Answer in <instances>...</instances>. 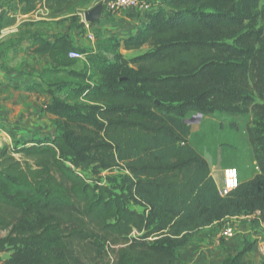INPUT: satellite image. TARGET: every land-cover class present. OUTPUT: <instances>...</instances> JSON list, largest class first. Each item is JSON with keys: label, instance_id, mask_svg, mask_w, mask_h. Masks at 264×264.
I'll return each mask as SVG.
<instances>
[{"label": "trees", "instance_id": "16d2710c", "mask_svg": "<svg viewBox=\"0 0 264 264\" xmlns=\"http://www.w3.org/2000/svg\"><path fill=\"white\" fill-rule=\"evenodd\" d=\"M93 1L5 3L16 2L21 15L46 9L50 19L75 21ZM259 1L163 0L141 14L122 42L97 36L94 51L65 33L28 32L33 61L46 63L38 69L44 82L14 87L51 97L42 110L55 134L20 141L5 128L14 143L0 150V231H7L0 253L13 252L0 264H76V245L97 238L111 246L113 264H175L177 250L215 222L256 212L264 220L258 148L253 145L262 172L222 196L208 161L189 142L186 122L191 111L234 114L240 106L264 116V106L246 94L253 86L264 95V33L248 64H231V81L212 75L217 63L249 52L220 41L245 26ZM4 16L0 30L17 20ZM122 43L127 50L154 49L127 61ZM73 50L86 58L80 69L69 55ZM120 166L129 172L127 192L90 183L79 171ZM130 201L144 211L130 208ZM254 245L245 240L221 264H247Z\"/></svg>", "mask_w": 264, "mask_h": 264}, {"label": "rangeland", "instance_id": "374dc122", "mask_svg": "<svg viewBox=\"0 0 264 264\" xmlns=\"http://www.w3.org/2000/svg\"><path fill=\"white\" fill-rule=\"evenodd\" d=\"M3 1L0 0L2 15H5V18L17 16V20L14 25L0 30V96H4V101L8 103L10 98L11 101L14 99V96H11L12 93L19 95L18 99L10 102L12 103L10 109L13 111L15 110L14 107L25 105L26 108L21 109V111L26 118H30V115L38 112L43 102L49 101L51 98L48 94L27 93L14 87L15 85L24 86L36 81L44 82L39 76L38 69L46 63H44L45 61L36 63L33 61L28 33L30 30L38 31L46 37L65 33L72 38L75 45L83 47L87 51H94L97 36H113L116 40L121 41L127 34L134 32L138 24L140 25L139 17L144 13L120 11L108 14L104 11L102 18L99 19L96 25L91 26L89 24L86 26L84 12L96 6L102 0H94L90 3L86 9L81 10L78 19L75 21L70 18L50 19L46 16V9H39L36 13L30 15H21L18 5H15L14 2L6 4ZM154 1L157 2V5L163 2V0ZM238 14L242 15L240 12ZM126 17L135 21L130 25H125ZM80 24L84 25L81 27ZM263 26L264 0H260L258 5L254 7L253 17L246 22L245 26L220 41L222 45L231 46L237 50L242 48L245 52L246 49H249V52H246L245 57L241 60L228 59L217 63L212 68V75L231 81L233 78L231 64L249 63L257 48L260 47L258 40L259 33H264ZM153 49V46L145 45L140 49L127 50L122 43L119 52L127 61H130L133 57ZM85 61L86 58L77 59L76 68H82ZM129 67L133 68L130 64ZM246 94L251 96L255 103L264 106V95L255 91L253 86ZM36 114L38 115V113ZM14 117L18 118L17 115H14ZM39 121L42 124L33 126L34 130L32 131L26 133L22 129L17 131V138L20 141H28V139L39 133L45 134V136L37 137L38 139L52 137L55 134V124L52 119L49 116L42 115ZM186 122L191 126L190 144L206 158L218 185H222L226 170L232 166L237 167L239 170L241 180L250 179L262 172L257 163L253 145L258 148L264 158V116L258 115L254 109L243 111L240 106V109L234 114L216 111L211 115L191 111L186 116ZM13 143L12 141L10 145ZM79 171L90 183L105 184L116 192L128 191L129 172L124 166L101 171L100 173H95L92 169H79ZM129 207L140 212L144 211V208L134 203V201L129 202ZM257 220H259L258 216L254 217V221ZM229 223L232 226L236 224L234 220ZM6 234L7 231L1 230L0 238L6 236ZM12 252L13 249L8 248L0 253V258L5 260L10 257ZM75 256L78 258L76 264H113L114 262V251L111 246L106 245L100 238L77 244Z\"/></svg>", "mask_w": 264, "mask_h": 264}, {"label": "crops", "instance_id": "0c3cea01", "mask_svg": "<svg viewBox=\"0 0 264 264\" xmlns=\"http://www.w3.org/2000/svg\"><path fill=\"white\" fill-rule=\"evenodd\" d=\"M3 2L5 3V0ZM14 4L17 5L16 2ZM142 18L143 16L139 17V19ZM125 20V25H130L135 21L129 17H126ZM12 95L14 96L12 101L19 98V95L15 93H12ZM4 99V96H0V123L3 125L0 126V150L5 144H10L13 141L5 131L6 127L13 128L15 133L21 129L26 133L34 130L33 126L42 124L39 121L42 115L47 116L41 106L40 110L36 112L38 115L33 113L30 118H26L21 111V109L26 108L25 105L16 106L14 107L15 110L11 111V98L8 103ZM14 115H17L18 118H15ZM257 216L259 220L254 221V217ZM260 219L259 213L256 212L253 215L228 218L203 228L188 245L177 250L175 264H221L228 254H235L240 250L245 240L255 243L253 249L245 256L247 264H264V253L259 247L260 241L264 240V223ZM233 220L236 222L234 226L235 235L232 238H227L224 235V228Z\"/></svg>", "mask_w": 264, "mask_h": 264}, {"label": "built area", "instance_id": "2783aa9c", "mask_svg": "<svg viewBox=\"0 0 264 264\" xmlns=\"http://www.w3.org/2000/svg\"><path fill=\"white\" fill-rule=\"evenodd\" d=\"M104 2V11H106L108 14H114L118 13L120 11H131L134 13H140V12H149L155 8L157 5V2L148 1V0H102ZM156 4V5H155ZM143 13V14H144ZM2 16V10L0 8V18ZM89 23L86 22V26H88ZM92 38V36L90 35ZM71 58L74 59H83L85 58L83 53H80L79 51L73 50L69 53ZM241 183V177L240 172L237 169V167H229L224 175V179L222 182V185H218L219 192L222 196L229 195L233 190L238 188V186ZM263 223L264 220L260 219ZM224 235L227 238H232L235 235V228L234 226L228 224L224 228ZM260 250L264 253V240L260 241L259 243Z\"/></svg>", "mask_w": 264, "mask_h": 264}, {"label": "water", "instance_id": "95a60500", "mask_svg": "<svg viewBox=\"0 0 264 264\" xmlns=\"http://www.w3.org/2000/svg\"><path fill=\"white\" fill-rule=\"evenodd\" d=\"M104 10V2H99L96 6L84 12V19L87 23H91L97 19L102 18Z\"/></svg>", "mask_w": 264, "mask_h": 264}]
</instances>
